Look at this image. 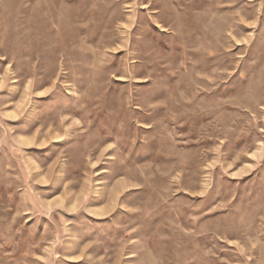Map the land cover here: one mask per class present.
I'll list each match as a JSON object with an SVG mask.
<instances>
[{
	"label": "rangeland",
	"instance_id": "1",
	"mask_svg": "<svg viewBox=\"0 0 264 264\" xmlns=\"http://www.w3.org/2000/svg\"><path fill=\"white\" fill-rule=\"evenodd\" d=\"M0 264H264V0H0Z\"/></svg>",
	"mask_w": 264,
	"mask_h": 264
},
{
	"label": "bare ground",
	"instance_id": "2",
	"mask_svg": "<svg viewBox=\"0 0 264 264\" xmlns=\"http://www.w3.org/2000/svg\"><path fill=\"white\" fill-rule=\"evenodd\" d=\"M101 211V210H100ZM97 212V214L99 215V214H101V213H99L98 211H96ZM96 216V215H95Z\"/></svg>",
	"mask_w": 264,
	"mask_h": 264
}]
</instances>
